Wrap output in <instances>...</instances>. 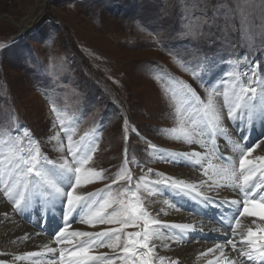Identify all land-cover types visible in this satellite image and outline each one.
Segmentation results:
<instances>
[{"label": "snow or ice", "instance_id": "snow-or-ice-1", "mask_svg": "<svg viewBox=\"0 0 264 264\" xmlns=\"http://www.w3.org/2000/svg\"><path fill=\"white\" fill-rule=\"evenodd\" d=\"M177 8L184 20L182 32L190 41L223 43L236 35L249 47L256 39L264 45V0H183ZM5 47L0 43V50ZM172 59L201 81L203 96L163 66L151 70L158 83L167 85L161 91L174 122L167 131L171 139L188 147L170 151L142 137L148 156L144 166L125 147L115 173L98 168L97 131L74 139L77 118L62 114L55 105L51 107V131L44 141L20 121L14 106L7 112L0 109V198L17 214L35 212L40 223L52 224L56 245L43 244L39 251L23 252L13 261L182 264L178 257L160 255L157 248L180 244L189 232L198 230L199 222L164 221L160 218L161 213L167 215L163 208L154 215L150 206L156 203L178 211L168 199H158L167 192L177 202L191 200L205 212L220 213L218 219L226 230L214 231L226 239L198 253L204 264H264V155L253 156L257 149L264 151V138L247 143V131L257 122L264 126V74L257 71L259 61H248L244 54L228 62L230 71L218 81L205 82L208 69L203 63L179 56ZM231 125L241 135L231 142V155H227L220 152L217 139L229 142ZM123 128L125 144L129 131L139 136L126 117ZM42 143L58 155L50 158ZM153 158L187 165L197 170L196 175L178 178L156 172L146 167ZM130 164L141 169L142 174L135 179ZM104 180L110 182L103 188L86 190L88 185ZM225 189L233 198L221 195ZM241 218H255L251 223L256 227L246 226L244 230ZM257 219L262 223L257 224ZM72 222L99 230L73 229ZM17 239L22 243L31 236ZM0 264H5L4 260L0 259Z\"/></svg>", "mask_w": 264, "mask_h": 264}, {"label": "rangeland", "instance_id": "rangeland-1", "mask_svg": "<svg viewBox=\"0 0 264 264\" xmlns=\"http://www.w3.org/2000/svg\"><path fill=\"white\" fill-rule=\"evenodd\" d=\"M182 2L0 0V16L8 15L20 25L0 20V43L7 45L0 50V109L7 112L14 106L20 121L42 141L51 131L53 105L62 114L75 116L74 139L96 130L99 149L95 164L112 173L121 165L125 147L145 165L148 156L142 137L159 148L181 151L185 145L171 139L167 131L174 126L161 91L167 85L153 78L152 69L163 66L201 96V81L175 64L173 56L203 63L208 69L205 82L218 81L230 71L228 62L244 54L248 61H259L257 71L264 74V45L259 39L251 47L236 35L223 43L190 41L182 32L184 20L177 8ZM125 117L139 132L137 136L129 131L127 144ZM41 147L50 158L58 155L50 146L42 143ZM129 167L134 179L142 174L135 165ZM146 167L172 176L190 168L157 158ZM109 182L98 181L86 190L95 191ZM154 206H150L153 213ZM189 208L185 209L192 213ZM197 231L189 232L185 239L199 238Z\"/></svg>", "mask_w": 264, "mask_h": 264}, {"label": "bare ground", "instance_id": "bare-ground-1", "mask_svg": "<svg viewBox=\"0 0 264 264\" xmlns=\"http://www.w3.org/2000/svg\"><path fill=\"white\" fill-rule=\"evenodd\" d=\"M16 26L20 27L18 23H16ZM26 27L30 28L31 26ZM229 133H231V140L226 143L225 139L220 138V144L226 150V152L231 155V142L238 141L240 138L235 135V129L232 125L229 126ZM254 138H257V136H254ZM250 142L251 140L248 142V145L250 144ZM187 147L188 146L185 145L184 148H181V151L187 150ZM262 147H264V145H262ZM256 155H264V151H262L261 149H257L256 152L253 153V156ZM196 172V169L189 168L180 171V174L175 176L178 178H187L196 175ZM230 194L232 193L227 189L221 192L222 196L228 197ZM158 199H168L170 203L176 204V208L178 209V211L164 206L162 203H156L154 206V210L156 211L155 213H153L154 215L159 212L161 208H163L164 211L167 212V215L161 213L160 218L164 221L172 223H189L195 220L199 222V231H197L199 238L193 240L184 239L180 244L173 243L169 249H161L158 247L157 252L160 255L169 256L173 259L178 257L181 260L182 264H204L203 260L198 259V253L215 243H223L222 241H216L214 239L213 233L215 231L212 222H210L203 216L201 212H199L200 208L197 204L191 203L187 201V199H181L177 202V200L169 196L167 192L163 197H160ZM6 203L7 202H5L3 198H0V253L5 254L0 256V259L4 260L5 264H34L33 261H13V257L20 255L26 251H39L40 247L46 243H49L51 244V246L55 247L56 245L54 243V239L50 236L53 235L54 229H49L50 234H47L46 237L43 236V234H34L35 230H33L25 222H22L18 218V214L12 211L11 205L9 203ZM185 205H187L188 207H190L189 209H193L194 211L190 213L191 211H187L185 209L187 207ZM4 213L8 214L7 218H5ZM252 219L255 218L243 219L242 228L244 230H246V226H251L253 228L256 227V225H253L251 223ZM260 223L262 222L257 219V224ZM74 227L80 228L81 230H91V228H89L88 226L81 225L78 222L74 225ZM201 228L202 230H200ZM25 234L31 236V239L21 243L17 238L22 237ZM205 234L209 237L206 241L200 237ZM210 236H213V238H210ZM11 241H16V243L13 244L11 243ZM99 251H108V249H100Z\"/></svg>", "mask_w": 264, "mask_h": 264}, {"label": "water", "instance_id": "water-1", "mask_svg": "<svg viewBox=\"0 0 264 264\" xmlns=\"http://www.w3.org/2000/svg\"><path fill=\"white\" fill-rule=\"evenodd\" d=\"M2 19H7V20L13 22L16 25V23L14 22V20L10 16H8V15L0 16V20H2Z\"/></svg>", "mask_w": 264, "mask_h": 264}]
</instances>
